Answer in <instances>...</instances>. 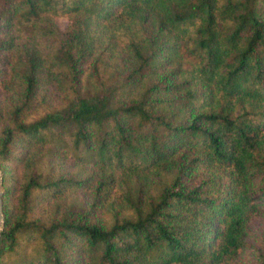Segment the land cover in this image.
Listing matches in <instances>:
<instances>
[{
  "label": "trees",
  "instance_id": "trees-1",
  "mask_svg": "<svg viewBox=\"0 0 264 264\" xmlns=\"http://www.w3.org/2000/svg\"><path fill=\"white\" fill-rule=\"evenodd\" d=\"M0 173V264H264V0H0Z\"/></svg>",
  "mask_w": 264,
  "mask_h": 264
},
{
  "label": "water",
  "instance_id": "water-1",
  "mask_svg": "<svg viewBox=\"0 0 264 264\" xmlns=\"http://www.w3.org/2000/svg\"><path fill=\"white\" fill-rule=\"evenodd\" d=\"M0 182H1V173H0ZM1 195H2V190L0 189V228H1V223H2V220H3Z\"/></svg>",
  "mask_w": 264,
  "mask_h": 264
},
{
  "label": "rangeland",
  "instance_id": "rangeland-1",
  "mask_svg": "<svg viewBox=\"0 0 264 264\" xmlns=\"http://www.w3.org/2000/svg\"><path fill=\"white\" fill-rule=\"evenodd\" d=\"M56 20L61 27L64 26L66 23V18L64 16L57 17Z\"/></svg>",
  "mask_w": 264,
  "mask_h": 264
}]
</instances>
